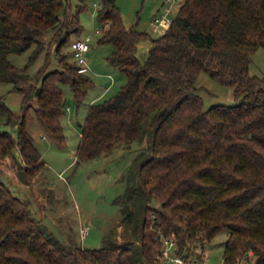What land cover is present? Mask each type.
<instances>
[{
	"label": "trees",
	"instance_id": "trees-1",
	"mask_svg": "<svg viewBox=\"0 0 264 264\" xmlns=\"http://www.w3.org/2000/svg\"><path fill=\"white\" fill-rule=\"evenodd\" d=\"M76 1L0 0V81L23 96L21 115L0 96V160L18 149L19 169L29 177L44 167L27 127L30 109L45 135L64 146L62 85L70 84L80 103L94 83L62 51L83 31L85 0ZM101 5L98 42L112 45L107 60L127 82L90 104L77 162L139 145L115 200L124 241L110 232L100 248L61 243L0 178V264H167L165 239L175 240L186 260H204L223 230V264H264V76L250 73L254 53L264 48V0H183L156 38L128 27L116 0ZM149 38L153 46L141 61L138 46ZM33 45L30 64L11 62V53ZM43 53V65L30 75ZM53 57L59 68L52 67ZM201 72L233 86L237 103L206 109L197 85Z\"/></svg>",
	"mask_w": 264,
	"mask_h": 264
},
{
	"label": "rangeland",
	"instance_id": "rangeland-1",
	"mask_svg": "<svg viewBox=\"0 0 264 264\" xmlns=\"http://www.w3.org/2000/svg\"><path fill=\"white\" fill-rule=\"evenodd\" d=\"M76 4L77 1L73 0ZM85 9L80 14L83 31L73 35L72 40L92 35L91 54L87 64L80 65L83 72L94 80L87 95L80 103L75 101L74 91L70 84L62 85L66 100L67 113L62 119L64 127V146H59L41 130L34 109L29 111L27 127L34 135L35 143L42 152L44 167L32 177L28 175L25 182L19 175L21 154L14 150L11 157L0 160V178L11 188L13 193L30 203L32 213L38 219L50 217L60 225L67 241L76 240L86 248H100L104 236L112 232L120 242L124 241V223L120 206L115 202L123 193L126 178L133 159L139 152V145L131 147L119 145L113 152L86 162H77V149L81 138V125L85 123L90 104L102 102L115 94L126 82V75L111 64L107 57L113 50L110 44L98 42L100 27L95 3L101 0H85ZM125 24L136 25L139 30L146 31L151 37H159L165 26L155 30L152 20L170 9V17H174L183 0H116ZM153 43L151 39L143 40L138 46L137 56L146 61ZM55 45L50 49L54 54ZM35 45L21 53H11L9 59L18 67L30 64ZM48 50V49H47ZM46 50V52H47ZM69 54V59L76 62L71 44L62 50ZM43 53L32 63L29 74L34 75L45 61ZM52 67L59 68L58 59L53 57ZM250 73L264 76V48L260 47L253 55ZM197 85L202 87L200 94L204 98V107L216 104H235L234 87L223 85L207 73L201 72ZM10 82L0 81V96H4L8 106L17 114H22L23 96L13 90ZM15 134V129L5 126ZM88 228L84 237L82 230ZM227 239V230L220 232L209 248L212 264H223V250Z\"/></svg>",
	"mask_w": 264,
	"mask_h": 264
},
{
	"label": "built area",
	"instance_id": "built-area-1",
	"mask_svg": "<svg viewBox=\"0 0 264 264\" xmlns=\"http://www.w3.org/2000/svg\"><path fill=\"white\" fill-rule=\"evenodd\" d=\"M96 14L98 10L102 8L101 3H95ZM170 9H166L163 14L156 16L152 20V26L155 30H158L162 26H168L173 17H170ZM109 26V23H106L105 28ZM103 28L99 27L95 30V33H102ZM91 41L92 35H86L83 38H78L72 42L73 53L76 57L77 63L79 65L87 64L88 53L91 51ZM82 234L85 237L89 232V229L86 227L82 230ZM161 258L167 264H212L210 261V255H207L204 260H186L182 255L177 253L176 242L173 239H165V247L162 251ZM237 264H249L247 261L240 260Z\"/></svg>",
	"mask_w": 264,
	"mask_h": 264
},
{
	"label": "water",
	"instance_id": "water-1",
	"mask_svg": "<svg viewBox=\"0 0 264 264\" xmlns=\"http://www.w3.org/2000/svg\"><path fill=\"white\" fill-rule=\"evenodd\" d=\"M87 55L89 56L90 52ZM40 91H41V89L38 88L37 94H39ZM164 111H165V109H164ZM19 175L22 178V180H24L25 182L28 181L26 171L20 170ZM43 223L49 229V231L57 237V239L61 243H63V244L67 243L66 238H65V236H64V234L62 232V229H61L59 224H57L55 221H53L50 217H45L43 219Z\"/></svg>",
	"mask_w": 264,
	"mask_h": 264
},
{
	"label": "crops",
	"instance_id": "crops-1",
	"mask_svg": "<svg viewBox=\"0 0 264 264\" xmlns=\"http://www.w3.org/2000/svg\"><path fill=\"white\" fill-rule=\"evenodd\" d=\"M95 6V5H94ZM90 54H91V51H90Z\"/></svg>",
	"mask_w": 264,
	"mask_h": 264
}]
</instances>
